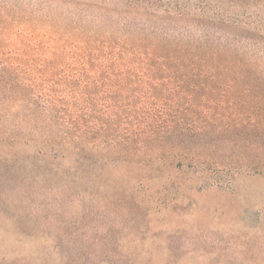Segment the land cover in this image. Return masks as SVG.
Returning <instances> with one entry per match:
<instances>
[{"label": "rangeland", "instance_id": "rangeland-1", "mask_svg": "<svg viewBox=\"0 0 264 264\" xmlns=\"http://www.w3.org/2000/svg\"><path fill=\"white\" fill-rule=\"evenodd\" d=\"M227 1L264 23V0ZM72 5L0 0V264H264V31ZM150 32L207 60L196 130L144 146L77 138L17 75L22 37L112 33L134 47Z\"/></svg>", "mask_w": 264, "mask_h": 264}, {"label": "trees", "instance_id": "trees-1", "mask_svg": "<svg viewBox=\"0 0 264 264\" xmlns=\"http://www.w3.org/2000/svg\"><path fill=\"white\" fill-rule=\"evenodd\" d=\"M57 1L108 12L191 18L264 31L261 17L239 10L227 0ZM137 27L131 23L121 26L123 30ZM140 29L148 30L144 25ZM149 37L151 40L134 47L127 38L112 33L103 37L66 33L22 37L19 46L29 54L15 68L39 113L64 133L94 143L144 146L175 131L199 128L203 123L199 111L204 106L197 99L207 92L205 80L209 77L203 70L207 60L200 51L182 49L177 37L155 32ZM191 42L198 43L196 39ZM46 144L52 156H64L63 145ZM206 161L203 159V163H212L209 169L219 170ZM177 166L192 167L193 162L178 161Z\"/></svg>", "mask_w": 264, "mask_h": 264}]
</instances>
